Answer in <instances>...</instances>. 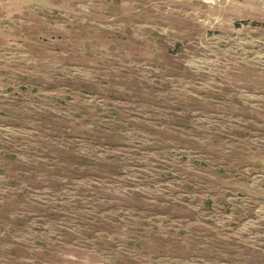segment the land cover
Here are the masks:
<instances>
[{"label":"rangeland","instance_id":"374dc122","mask_svg":"<svg viewBox=\"0 0 264 264\" xmlns=\"http://www.w3.org/2000/svg\"><path fill=\"white\" fill-rule=\"evenodd\" d=\"M0 264H264V0H0Z\"/></svg>","mask_w":264,"mask_h":264}]
</instances>
